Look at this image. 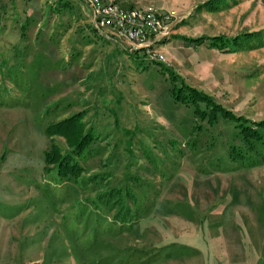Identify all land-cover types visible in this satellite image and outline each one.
Here are the masks:
<instances>
[{"label": "rangeland", "instance_id": "obj_1", "mask_svg": "<svg viewBox=\"0 0 264 264\" xmlns=\"http://www.w3.org/2000/svg\"><path fill=\"white\" fill-rule=\"evenodd\" d=\"M149 1L173 14L166 63L96 58L79 0H0V264H264V126L250 150L173 94L264 124V0ZM216 36L237 39H182ZM78 113L93 140L61 180L45 153L70 148L47 128Z\"/></svg>", "mask_w": 264, "mask_h": 264}, {"label": "trees", "instance_id": "obj_2", "mask_svg": "<svg viewBox=\"0 0 264 264\" xmlns=\"http://www.w3.org/2000/svg\"><path fill=\"white\" fill-rule=\"evenodd\" d=\"M249 38L251 37H246L245 40ZM182 39L193 43L194 46L209 42L210 47L217 48L218 50H222L225 53L228 50L224 49L234 44L233 42L236 41L235 39H237V37H235L231 42L222 36H216L211 38L202 37L196 39L182 37ZM179 91L183 92L182 97H178L176 95V92H173L176 99H180L185 102L198 100L205 101L207 102L208 106L212 108V110H218L223 115H225V117L234 120L240 132V135L245 139L247 143H249L250 150H255L254 142L262 140L261 134L257 132V127H255V125L258 127H263L264 124L262 122H249L241 116L232 115V113L225 111L220 106L214 104L209 96H206L202 92L190 87L189 85L183 84ZM82 115L83 113L75 114L71 117L65 118L55 124L50 125L47 128V132L51 138L50 141H52V138L54 136L62 137L63 139H65L66 143L68 144V147L70 148L69 153L62 154V152L56 147V145L51 142V147L45 153V162L47 164V170L55 166L57 176L61 180H68L70 178L76 179L81 175L83 171L77 158L84 151V149L88 147L90 142L93 140V137H91L90 135H83L84 133L80 131ZM237 156L242 159L245 158L242 153H238Z\"/></svg>", "mask_w": 264, "mask_h": 264}, {"label": "built area", "instance_id": "obj_3", "mask_svg": "<svg viewBox=\"0 0 264 264\" xmlns=\"http://www.w3.org/2000/svg\"><path fill=\"white\" fill-rule=\"evenodd\" d=\"M90 13L93 31L105 35L115 43L126 42L133 51H142L149 61L165 58L152 48L155 38L167 35L172 12L153 7L123 8L116 0H79Z\"/></svg>", "mask_w": 264, "mask_h": 264}, {"label": "crops", "instance_id": "obj_4", "mask_svg": "<svg viewBox=\"0 0 264 264\" xmlns=\"http://www.w3.org/2000/svg\"><path fill=\"white\" fill-rule=\"evenodd\" d=\"M116 1L123 8H140V7H144L146 5H149L151 3L149 0H116ZM88 30L89 31H87V34H86L87 35L86 36L87 37L86 47L87 48L91 47V49H89L88 51L94 52L96 58L99 54V51L102 49L105 50L106 53H108L109 55L117 56L118 54L125 53L126 55L135 56L136 58L138 57L139 59H140V57H143L142 51H138V50L133 51L131 49V46L126 42L115 43V42H113V40L108 39L103 34H98L95 31H93L92 29H88ZM166 38L167 37L164 35H159L155 38V43L163 41ZM175 38L179 39L180 36L175 37ZM155 43L152 46V48H154V49L156 48ZM157 50H158V48H157ZM145 60L147 62H150L146 57H145Z\"/></svg>", "mask_w": 264, "mask_h": 264}]
</instances>
